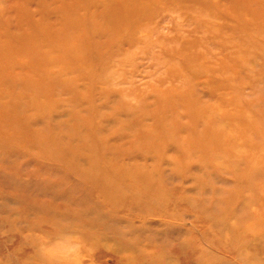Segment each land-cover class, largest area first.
I'll use <instances>...</instances> for the list:
<instances>
[{
	"label": "rangeland",
	"instance_id": "rangeland-1",
	"mask_svg": "<svg viewBox=\"0 0 264 264\" xmlns=\"http://www.w3.org/2000/svg\"><path fill=\"white\" fill-rule=\"evenodd\" d=\"M96 1L0 0V264H264L247 228L264 221V161L237 180L182 142L210 117L228 149L264 160V0H139L131 39L85 20L83 63L61 43L25 80L47 47L31 39L83 10L102 22ZM99 166L150 172L151 188Z\"/></svg>",
	"mask_w": 264,
	"mask_h": 264
},
{
	"label": "bare ground",
	"instance_id": "bare-ground-1",
	"mask_svg": "<svg viewBox=\"0 0 264 264\" xmlns=\"http://www.w3.org/2000/svg\"><path fill=\"white\" fill-rule=\"evenodd\" d=\"M78 0H73V2L75 3H72L73 5H75ZM100 1L97 0L94 5L92 6H98L100 5ZM103 6L102 7V11H101V14H102V17H103V21L102 22H97L96 19H94L93 15L92 14H89V12H86V10H83L82 13H84V15L82 13L79 12V14L77 16H79L80 14L81 15V19L79 20L78 17L76 16L75 19H67L68 17H66V19L63 21V23L60 25V27L58 28L57 32L55 33V35H53L52 37H42V36H37V37H34L31 39L32 40H35L34 43L36 44H39V45H45L46 49H43V52L41 51H36L35 53V58L32 60L29 59L28 63L26 64H23V66L27 67L28 69V72L30 73L29 76L27 78H25V80H27L28 82H32L35 81L37 78H39V75H38V72H39V66H38V61H37V58L39 60L43 59V55L45 56L46 54L50 53L49 55H52V53L54 55H57L55 54V51L54 50L55 48L56 49H59L61 48V46H59V44H65V45H62L64 46L63 47V51L60 53L61 56L64 55V58H66L68 60V62H71L73 64H81L83 63V59L81 60L82 57H84L82 54H84L87 50V47H90L91 45L89 44V42L91 43L90 39H89V42L88 40H84V33L80 34L79 31L80 29L83 30L84 29V26H83V22L85 20H89L91 22H93V26L95 28H97L96 30L98 31L99 29L102 28V30H106L108 32V34H114L118 33V38H115L113 41H127L129 39H131L133 37V34H134V30L138 27V24H139V20L141 19V15H143V13L145 12V3L144 2H141L139 0H108V1H104L103 2ZM76 20V21H74ZM50 21V20H49ZM51 25V24H50ZM47 27V26H46ZM26 30V29H25ZM78 30V36L75 35V32ZM86 31V29H84ZM53 31V30H52ZM56 31V30H54ZM62 32V34H60ZM98 32H101V31H98ZM58 33V34H57ZM33 36V35H32ZM64 36V37H63ZM29 38V37H28ZM83 39V43L82 41L80 40ZM61 41V42H60ZM117 41V42H118ZM48 44H50L48 46ZM121 44V43H120ZM68 45V47L66 46ZM28 46V45H27ZM97 46V44H96ZM94 46V47H96ZM39 47V46H38ZM42 46H40V49H41ZM93 47V48H94ZM50 48V49H49ZM54 48V49H52ZM97 50V49H96ZM100 52V51H99ZM97 52V53H99ZM11 54V53H10ZM48 56V55H47ZM16 57V56H15ZM46 57V56H45ZM50 57V56H48ZM62 58V57H61ZM20 59V58H18ZM22 61V59L20 60ZM22 64V63H21ZM65 71V70H64ZM27 73V72H26ZM16 74V73H15ZM57 75V74H56ZM4 77V76H3ZM38 84L41 85V82L38 81ZM36 83V82H35ZM55 84V83H54ZM57 84V83H56ZM53 85V84H52ZM98 92V90H96ZM113 100V99H112ZM114 101V100H113ZM197 105V104H196ZM200 108V107H199ZM191 111V110H190ZM21 112V111H19ZM149 113V112H148ZM164 118V116H163ZM210 120V117H204L202 118L203 120L204 119H207ZM208 120H204L203 123H202V127L203 129L201 130V132L199 133H195L194 132H191L190 129H188V131H190L191 133L194 134V136H189V135H185L182 139L183 143H184V140L186 142V151H187V154L190 155V154H196L201 156V158H203L202 160L204 161V159H209L213 162L214 160L217 161V159H220L222 158L223 160H225V162H227L229 165V168L230 169L229 173H232V175L237 179H249L250 177V171H252V169H255L257 168V166L259 167L260 164L262 165L263 161L264 160H260L258 157L260 156H255V155H252V154H249L248 152L246 153H239V154H236V152H234L232 149H228L226 144L223 143V128L218 125L215 120L212 121V124L210 122H205V121H208ZM239 120V119H238ZM129 123V122H128ZM163 123V122H162ZM161 123V124H162ZM165 123V122H164ZM239 123V122H238ZM167 124V123H165ZM157 126L156 125V129H157ZM160 128V127H158ZM239 128V127H238ZM246 128V126L244 127ZM192 129V128H191ZM194 131V130H193ZM165 133V132H164ZM167 133V132H166ZM152 134V133H151ZM161 134V132H160ZM192 134V135H193ZM241 134V133H240ZM236 136V135H235ZM149 137V136H148ZM155 138V137H154ZM247 138V137H245ZM41 139V137H40ZM152 140V139H151ZM159 140V139H158ZM1 141V140H0ZM133 142V141H132ZM181 143V142H180ZM231 143V142H230ZM2 144V143H1ZM105 144V143H104ZM94 146V145H93ZM105 146V145H103ZM102 146V147H103ZM88 147V146H87ZM171 147V146H170ZM169 147V148H170ZM226 147V148H225ZM90 148V147H89ZM96 148V147H94ZM105 148V147H104ZM103 148V149H104ZM174 148V147H173ZM243 148V147H242ZM88 149V148H87ZM92 148H90V151H91ZM234 149V148H233ZM89 150V149H88ZM108 150V149H107ZM139 150V149H138ZM52 151V150H51ZM95 151V149H94ZM144 151V150H143ZM170 151V150H169ZM263 152V151H262ZM261 152V153H262ZM77 153V152H76ZM93 153V150L91 152V154ZM108 153V152H107ZM137 153V152H136ZM168 153V152H167ZM260 153V152H258ZM74 154V153H73ZM90 154V155H91ZM103 154V153H102ZM257 155V153H256ZM95 156L94 154L92 155V157ZM205 156V158H204ZM72 157V156H71ZM78 156H76L77 158ZM87 157V156H86ZM85 158V157H84ZM98 158V156H97ZM96 158V159H97ZM68 159V158H67ZM115 159V158H114ZM64 162V161H63ZM93 162V161H92ZM105 162V160H104ZM224 162V161H222ZM221 162V163H222ZM107 164V162H105ZM109 163V162H108ZM258 163V164H257ZM89 164H87L88 166ZM108 165V164H107ZM218 166L221 167V164H218ZM101 166V165H100ZM99 166V167H100ZM106 165H104L105 167ZM256 166V167H255ZM92 167V164L90 166V169ZM242 167V168H241ZM107 168V166H106ZM105 168V169H106ZM241 169H245L244 171H241ZM3 169V168H2ZM89 169V170H90ZM101 169V167H100ZM201 169V168H200ZM76 170V169H75ZM97 170V169H96ZM102 170V169H101ZM100 170V172H101ZM104 170V169H103ZM102 170V175L104 174V179L106 180H117V179H128L131 181V183L133 184H136L137 181H142L143 183L141 184V188H143L144 190L148 189V188H151L150 186H148V181H143V179L145 178H150L152 177V173H145V172H142V171H137V172H128L126 170H116L115 168L114 169H106L103 171ZM256 171H258V173H260V170L258 169H255ZM82 171V170H81ZM86 171V170H85ZM88 171V169H87ZM91 171V170H90ZM98 171V170H97ZM80 172V171H79ZM84 172V171H83ZM153 172V171H152ZM205 172V171H204ZM82 173V172H81ZM86 173V172H85ZM88 173V172H87ZM98 173V172H97ZM90 175V173H88ZM92 174L94 175V177H97V174L95 171L92 172ZM91 174V175H92ZM154 174V173H153ZM159 174V173H158ZM92 175V176H93ZM91 176V177H92ZM93 177V178H94ZM159 177V176H158ZM173 177V176H172ZM86 178V177H85ZM99 178V177H98ZM179 178V177H178ZM254 178V177H253ZM115 179V180H114ZM147 180V179H146ZM189 180V179H188ZM123 181V180H122ZM132 181H136L135 183L132 182ZM116 182V181H115ZM114 182V183H115ZM111 183V182H110ZM118 183V182H117ZM113 184V183H111ZM116 184V183H115ZM98 185V184H97ZM118 185V184H117ZM99 186V185H98ZM122 186V185H121ZM160 186V185H159ZM124 187V186H122ZM127 188V187H126ZM153 188V187H152ZM104 189V188H103ZM117 189V188H116ZM120 189V187H119ZM122 189V188H121ZM202 189V188H201ZM105 190V189H104ZM150 190V189H149ZM152 190V189H151ZM160 190V189H159ZM218 190V189H217ZM100 191V190H99ZM118 191V190H117ZM140 191V190H139ZM108 192V191H107ZM263 192V191H262ZM137 193V192H136ZM141 193V191H140ZM253 193V192H252ZM103 194V193H102ZM111 195V194H110ZM112 196V195H111ZM122 196V195H121ZM147 197V195L145 196ZM162 197V196H161ZM232 197V196H231ZM249 197V196H248ZM113 198V197H112ZM134 198V197H133ZM259 198V196H258ZM104 200V199H103ZM140 200V199H139ZM157 200V199H156ZM232 200V198H231ZM248 200V199H247ZM251 200V199H250ZM259 200V199H258ZM135 201V200H134ZM141 201V200H140ZM161 201V200H160ZM194 201V200H193ZM152 202V200H151ZM249 202V201H248ZM154 203V202H153ZM152 203V204H153ZM157 203V202H156ZM113 204V203H112ZM111 204V205H112ZM147 204V203H146ZM145 204V205H146ZM95 205V203H94ZM193 205V204H191ZM246 206V205H245ZM134 207V206H133ZM130 208V207H129ZM135 208V207H134ZM78 209V208H77ZM97 209V208H96ZM141 210V209H140ZM163 210V209H162ZM239 211V210H238ZM248 211V210H247ZM145 214H146V211L144 210ZM103 213V212H102ZM241 213V212H240ZM81 214V213H80ZM142 214V213H140ZM144 214V213H143ZM163 214V213H162ZM108 215V214H106ZM235 215V214H234ZM81 216V215H80ZM111 216V214H110ZM121 217V216H120ZM82 218V217H81ZM112 218V217H111ZM225 218V217H224ZM258 219V218H256ZM92 220V219H91ZM143 221H145L147 223V220H144L142 219ZM142 220H138V221H142ZM93 221H95L93 219ZM150 221V220H149ZM153 221V220H152ZM234 221V220H233ZM257 221V220H256ZM159 222V220L157 221ZM241 222V221H240ZM255 222V221H254ZM115 223V222H114ZM132 223L131 226H133L134 224L136 223H133L132 221L130 222ZM129 223V224H130ZM141 223V222H140ZM149 223V222H148ZM155 223V222H154ZM162 223H163V220H162ZM81 224V223H80ZM90 224V223H89ZM259 225H256L255 223H251L247 228L249 229V231L251 232V235H252V238L254 237L255 239L260 237V236H264V221L262 222L261 220L259 221L258 223ZM137 225V224H136ZM139 225V224H138ZM142 225V224H141ZM225 225V224H224ZM82 226V225H81ZM80 226V227H81ZM145 226V225H144ZM142 226V227H144ZM219 226V225H218ZM242 226V225H241ZM136 229L138 228L137 226H135ZM147 227V226H146ZM149 227V226H148ZM104 228V226H103ZM133 228V227H132ZM140 228V227H139ZM138 228V230H139ZM180 228V227H179ZM135 229V228H134ZM154 229V228H152ZM156 229V228H155ZM177 229V228H176ZM106 230V229H104ZM162 230V229H160ZM167 230V229H166ZM226 230V229H225ZM77 231H79L77 229ZM82 231V229H81ZM137 231V230H136ZM156 231V230H155ZM102 233H106L103 232V230L101 231ZM100 233V232H99ZM126 233H129L128 231ZM159 234V233H158ZM183 234V233H182ZM225 234V233H224ZM84 235H86L84 233ZM235 235V234H234ZM89 236V235H88ZM91 236V235H90ZM93 236V234H92ZM106 236V235H105ZM104 236V237H105ZM102 237V235H101ZM100 237V238H101ZM102 237V238H104ZM111 237V236H109ZM108 237V239H109ZM152 237V236H151ZM150 237V239H152ZM154 237V236H153ZM157 237V236H156ZM89 238V237H88ZM105 239V238H104ZM107 239V238H106ZM107 239V240H108ZM251 239V238H250ZM85 240V239H84ZM94 240V239H92ZM230 240V239H229ZM124 241V240H123ZM92 242V241H91ZM98 242V241H97ZM116 242V241H115ZM120 242V241H119ZM119 242H116L117 244ZM96 243V242H94ZM100 243H102V241H100ZM104 243V242H103ZM149 243V242H148ZM249 243V242H248ZM93 244V243H92ZM247 244V243H246ZM106 245V244H105ZM124 245H125V242H124ZM123 245V246H124ZM238 245V244H237ZM249 245V244H248ZM110 246V245H109ZM107 246V247H109ZM128 244L125 246L127 247ZM144 246V245H143ZM93 247V246H92ZM106 247V249H107ZM122 247V246H121ZM134 247V246H133ZM120 248V247H119ZM134 249V248H133ZM110 250V249H109ZM117 250V249H116ZM247 250V249H246ZM124 251V250H122ZM126 251V250H125ZM133 251V250H132ZM131 251V252H132ZM137 251V250H136ZM120 252V250H119ZM138 252V251H137ZM202 252V251H201ZM210 253V252H209ZM158 255V254H157ZM251 255V254H250ZM258 255V254H257ZM121 256V255H120ZM159 256V255H158ZM241 256V255H240ZM252 256V255H251ZM207 257V255H206ZM239 257V256H238ZM242 257V256H241ZM150 260V259H149ZM128 261V259H127ZM209 261V260H208ZM254 261V260H253ZM151 262V261H150ZM155 262V261H154ZM261 262V261H258V263ZM220 263V262H219ZM226 263V262H225ZM264 263V262H263Z\"/></svg>",
	"mask_w": 264,
	"mask_h": 264
}]
</instances>
